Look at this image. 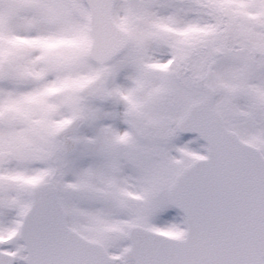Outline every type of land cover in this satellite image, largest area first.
Segmentation results:
<instances>
[{"label":"snow or ice","instance_id":"1","mask_svg":"<svg viewBox=\"0 0 264 264\" xmlns=\"http://www.w3.org/2000/svg\"><path fill=\"white\" fill-rule=\"evenodd\" d=\"M0 264H264V0H0Z\"/></svg>","mask_w":264,"mask_h":264}]
</instances>
